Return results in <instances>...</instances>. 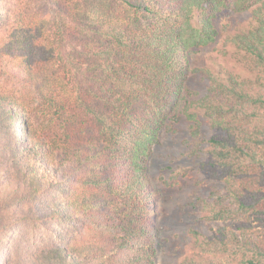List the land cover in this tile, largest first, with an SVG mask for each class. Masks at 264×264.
Returning <instances> with one entry per match:
<instances>
[{"label": "trees", "instance_id": "obj_1", "mask_svg": "<svg viewBox=\"0 0 264 264\" xmlns=\"http://www.w3.org/2000/svg\"><path fill=\"white\" fill-rule=\"evenodd\" d=\"M6 1L0 78L17 74L21 85L0 90V264L154 263L161 230L148 165L187 97L189 54L216 42L225 11L252 16L232 42L260 78L220 70L198 101L225 131L207 147L231 181L206 218L264 232V0H32L33 17L4 14ZM28 88L34 106L20 94ZM227 229L196 231L195 248L264 264L253 236Z\"/></svg>", "mask_w": 264, "mask_h": 264}, {"label": "rangeland", "instance_id": "obj_2", "mask_svg": "<svg viewBox=\"0 0 264 264\" xmlns=\"http://www.w3.org/2000/svg\"><path fill=\"white\" fill-rule=\"evenodd\" d=\"M21 1L22 5H20ZM10 8L16 12L22 8V11L28 12V16L31 14V17L35 10H38L32 0H7L6 7L3 9L4 14H9L7 10ZM214 24L218 31L216 42L195 49L189 54L190 68L188 71L191 75L187 83V97L181 103L177 117L172 116L166 125V130H162L161 145L156 148L148 165L147 174L150 182L148 188L153 193L149 198L150 205H152L149 210L152 212V209L156 207L159 215L157 223L161 230L156 239L157 256L153 264H183L185 257L193 259L198 262L197 264L243 263V258L238 252L231 256L218 254L213 250H207L204 253L195 248L193 233L196 231L210 236L219 235L225 228H228L227 230L242 233L245 235L244 238L253 236L255 244H258L259 248L264 247V232L256 226L252 232L247 230L240 232L238 227L244 225L242 222L237 224L236 222L234 224L214 223L206 218L209 216L208 211L211 205L214 202H221L231 181L219 179L221 172L213 167L216 162L208 153L207 141L209 142L213 134L215 135L218 131L213 128L207 114L199 108L198 101L206 94L209 86L208 76L220 70L255 80L259 77L256 72L251 71L253 69L250 66L245 64V60L241 57L237 58L232 42L235 34L245 31L252 24V16L248 12L225 11L215 19ZM16 76L13 78L8 76V79L0 78V90L16 91L21 85ZM257 84L260 86L259 82ZM257 89H259L258 86ZM30 92L32 93V89L28 88L20 94L30 105L34 106L39 102L36 97L30 95ZM23 97L21 98L24 99ZM187 111L190 114H197L196 122L186 117ZM245 111L249 115L254 112V108L250 107ZM260 113L263 119L259 120L263 121L264 111ZM240 117L248 128L258 123L257 118H246L243 115ZM226 123L227 120H224L222 127L229 125ZM19 126L13 127L18 129ZM198 127L199 132H197ZM218 133L224 135L225 131L221 130ZM228 202L233 203V200L225 203ZM255 216L257 215L253 214V217ZM150 221L153 224L151 217ZM132 256L136 257L135 254ZM130 262L136 264L133 257Z\"/></svg>", "mask_w": 264, "mask_h": 264}]
</instances>
